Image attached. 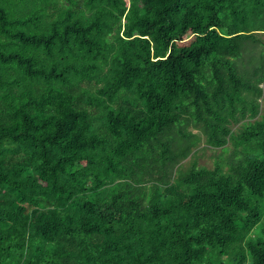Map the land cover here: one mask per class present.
I'll use <instances>...</instances> for the list:
<instances>
[{"label": "trees", "instance_id": "obj_1", "mask_svg": "<svg viewBox=\"0 0 264 264\" xmlns=\"http://www.w3.org/2000/svg\"><path fill=\"white\" fill-rule=\"evenodd\" d=\"M261 32L264 0H0V264H264ZM191 124L228 170L180 169Z\"/></svg>", "mask_w": 264, "mask_h": 264}, {"label": "rangeland", "instance_id": "obj_2", "mask_svg": "<svg viewBox=\"0 0 264 264\" xmlns=\"http://www.w3.org/2000/svg\"><path fill=\"white\" fill-rule=\"evenodd\" d=\"M259 37L264 41V32L259 34ZM264 42L262 43V45ZM264 87V83L261 84ZM262 108H264V93L260 97ZM241 124H232L233 129L236 131ZM188 130L192 131L199 139L193 146L191 153L188 157L182 160L180 169L182 171L189 170L194 164L198 166L215 167L218 162L224 163L225 170L229 169L230 158L234 155L235 146L232 143L227 145V148L213 147L208 144L206 133L200 126L194 124L189 125ZM228 162V163H227ZM264 234V219L254 228L252 235L258 236Z\"/></svg>", "mask_w": 264, "mask_h": 264}]
</instances>
